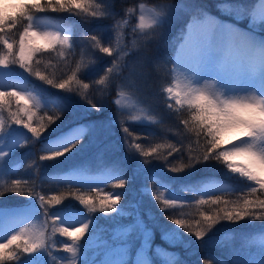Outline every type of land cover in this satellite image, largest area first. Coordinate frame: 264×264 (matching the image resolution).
<instances>
[{
	"label": "snow or ice",
	"instance_id": "6c2138e0",
	"mask_svg": "<svg viewBox=\"0 0 264 264\" xmlns=\"http://www.w3.org/2000/svg\"><path fill=\"white\" fill-rule=\"evenodd\" d=\"M111 2L112 0H102L105 9ZM257 3L258 8L255 5L249 8L243 4H233L230 0H224L217 4L219 11L232 16L235 20L247 19L246 29L222 22L203 9L198 10L197 15L193 16L192 22L187 25V30H181V42L175 50V56L168 58L173 64L171 69L172 86L163 90L168 94L169 101H174L176 105H188L191 110L193 130L198 138L202 137L205 141L203 159L190 156L188 163L182 167L192 168L197 164L212 160L222 162L231 174L237 175L245 181L244 186L249 189L250 194L257 193V187L251 186L253 183L264 191V177L258 175L256 171L257 167L264 168V35H259L264 32V0H257ZM49 8L56 12L63 11L70 14H76L78 11L95 18H104L108 15L107 10H101V4L93 3L92 0H46V3L43 4L35 2L14 5L11 9L0 8V33L4 32L6 27L11 29L22 18L27 21V26L20 33L18 52L15 50L14 44L9 43L5 35L0 34V42L7 49V54H0V77L4 75L5 70L11 71V65L18 64L21 69L34 74L48 85L71 92L70 84L80 83L76 79L79 66L72 71V75L59 83L41 75L38 71L32 73L31 67L34 55L40 53L42 49L56 52L59 48L58 55L67 58L71 51L68 35H61L59 31L33 32L32 36L40 35L43 40L37 42L38 46L27 49L25 47L24 41L25 37L29 35V29L38 26L36 23L37 14L46 12ZM143 10L144 6L141 5V13ZM132 11V9H128L129 13ZM171 15L172 11L168 6L162 7L160 11L152 10L147 20L145 15L141 14L139 23L133 28V31L151 29L170 19ZM86 39L91 43L92 48L113 57L112 64L116 67L109 68L107 71L109 74L118 73L119 61L127 53L120 51L119 45L115 49L102 46V40L96 35L86 37ZM95 84L110 86V76H101ZM2 87L4 85L0 83V88ZM82 87L89 89V84L84 83ZM32 100L31 93L26 98L21 91H0V142L4 141L7 134H10L12 124H14L22 126L23 129H27L28 133H31V137L25 135L26 142L37 143L67 110V105L61 104L57 114L48 116L46 121L36 122L33 111L36 105L32 103ZM21 101L23 102L21 103ZM116 103L119 105V100ZM88 104L96 111L101 110L100 105L91 99L88 100ZM168 106L172 107L171 104ZM4 111H7V117L3 115ZM6 120L10 121L7 128L5 127ZM183 123L187 124L188 122L184 121ZM94 126L77 125L66 133L43 141L41 148L48 154L39 156V160H34L32 166L38 169L45 161H54L69 154L81 143L87 131ZM122 131L125 133V140H127L129 129L125 127ZM226 131L236 132L238 135L234 140L229 141L227 146H223L222 139ZM8 147V153L0 147V160L5 159L16 145L12 144ZM133 147L137 151L141 149L139 143ZM157 153L158 148H153L151 152H143L142 155L148 157ZM237 155L245 156V162L234 164L233 158ZM179 170L182 169H171V171ZM125 183V179H119L114 187L122 188ZM0 188L3 189L0 191V196L4 192H14L21 196L27 195L29 198L38 195L20 179H13L10 184L0 183ZM73 196L74 194L70 193L67 197L53 195L46 199L45 196L38 195L39 209L30 200L31 210L37 214V218L42 212L46 218L45 222L40 228L31 230L21 228L19 233L7 238L6 243L0 244V264L5 261H15L16 264H60L61 258L55 256L49 248L47 244L49 236L43 230L48 218L53 224L52 232L59 233L60 236L70 240V242H62V250L71 254L67 259V264H77L81 248L80 242L82 238H86V234L95 221L88 217V223H80L79 227H73V224L78 221L65 216L63 208L53 211L54 206L62 205L66 199ZM74 199L83 205L88 213L100 212L105 215L118 213L122 216H131V213H124L120 208L119 202L122 199V193L105 194L98 200L91 197L85 198L82 195L74 196ZM155 199L161 202L162 212H166L169 207L176 204L175 198L162 199L157 195ZM221 203L224 204L223 208H219ZM197 204L216 205L217 208L212 213H201L202 220L186 222L176 219L174 223L179 226L178 228L164 226L163 238L170 245L190 247V242L184 241L181 229L194 235L197 242L202 244L206 235L221 221L235 224L247 218L249 221L264 222V199L259 196L256 199H243L242 202L221 201L219 197L209 196L207 200L197 201ZM57 224H67L68 226L57 228L55 227ZM134 227L141 230L144 244L150 245L151 231L144 224L143 219H136L134 224L128 225L126 231H131ZM261 239L264 241V237ZM21 240L22 244L18 242ZM13 244H15V250L10 249ZM162 251L157 247V255ZM23 254H26L27 259L23 258ZM165 258L167 264H181L176 253H168ZM136 264H150V261L147 256H144L142 259H138ZM201 264H215V260L206 256L202 259ZM220 264H225V262L221 261ZM252 264H256V262H252ZM259 264H264V259H261Z\"/></svg>",
	"mask_w": 264,
	"mask_h": 264
},
{
	"label": "trees",
	"instance_id": "16d2710c",
	"mask_svg": "<svg viewBox=\"0 0 264 264\" xmlns=\"http://www.w3.org/2000/svg\"><path fill=\"white\" fill-rule=\"evenodd\" d=\"M130 1L131 0H114L109 4L108 8L105 9L104 4L100 3L101 0H92L93 3H99L102 5L101 10H107L108 15L104 18L86 16L78 11L76 14H70L63 11L56 12L50 8L47 9V12L55 15L56 17L65 19L64 21L70 23L71 26H74L75 21H85L90 24L95 22V25L103 26L112 23L114 19L120 15V13H123L124 9L122 6L129 4ZM147 1L160 2L163 0ZM186 1L191 4L192 8L191 12H188L185 16V19H188L193 15H197V11L200 9H203L205 12H211L222 17H226L224 13L217 9V4L224 2V0ZM35 2L43 4L46 3V0H41V2L40 0H30L28 2H21V4H30ZM230 2L233 4H243L250 8L252 7L254 0H230ZM25 21L26 19L22 18L17 21L11 29H7L6 27L5 31L0 33L5 35V37H9L10 43L14 44V48L17 52L19 49L20 31H23L24 27H26L27 21L26 23ZM179 26L178 32L183 29V23H180ZM71 32V39L69 40L71 51L68 53L67 58H61L57 54L60 51L59 48H57L56 52H52L48 49H42L40 53L34 55L31 67L33 73L38 71L41 75H44L49 79H54L56 83H59L66 80L68 76L72 75V71L77 69L79 66V72L76 79L80 81L78 85L79 89H81V96L74 95L75 92H62L63 94L56 93L57 96L60 97L59 99L61 102H63L64 105H67V110L64 111L55 124L45 134H43L42 140L37 143L26 142L25 135L31 137V133H28L27 129H23L22 126L12 124L11 130H17L18 133L23 136V141L10 154V157H14L16 166L6 171V179L3 183L10 184L13 179H20L28 188L34 190V192L38 195L45 196L46 199L53 195H64L67 197L70 193H72L74 196L82 195L85 198L91 197L98 200L105 194L111 195V193L106 192L107 190L122 193V199L119 202L120 208H123L122 211L124 213H131V216H122L118 213L109 215H105L100 212L88 213L87 209L74 199V196L66 199L62 205L54 206L53 211L61 208L64 210L76 208L80 210L86 219L91 217L95 223L89 230V235H95L98 228L102 226H113L115 224H117V227L124 225L128 226L130 225L131 220L135 221L138 218H142L144 224L150 228L152 235L151 243L147 248L148 251L151 253L155 248L159 247L168 253H176L178 254L181 264H201L202 259L206 256L213 258L215 260V264H220L221 261L225 262V264L257 263L261 253H264V241L257 239V236L254 235L255 231L260 229L262 230L264 228V222L259 220L249 221L246 218L235 224L228 221H221L218 224L221 225L224 223L225 226H219L214 230H211L204 238L202 244L197 242L194 235H191L181 229L180 232L184 241L190 242V247L188 248H185L182 245H170L163 238V228L161 229L159 226L166 225L178 228L179 226L174 223L176 219L184 220L186 222H194L196 220H202L201 213H212L213 210L217 208L216 205L197 204V201L207 200L209 196L219 197L221 201L229 202H242L243 199H256L257 196L264 199V191L260 190L259 186L252 184V187H257V193L250 194L249 189L244 186L245 181L237 175L231 174L226 165L222 162L212 160L197 164L192 168L182 167L188 163L190 156L198 157L200 160L203 159L202 153L204 151L205 141L202 137L198 138L196 132L193 130L191 110L189 107L183 106L175 108L173 105L172 107H169L168 101L163 98L164 95L162 89L167 84L170 77V73L168 71L171 62L168 59H156L154 63L148 66L146 82L143 87L144 91L141 94L144 98L149 100L151 106L154 107L158 113V119L156 122L157 133H148L145 138H142V136H140V132L138 131L139 136H133L127 140H125V136L121 131H117L113 135L115 137V141L119 144L118 151L123 154L125 153L129 158L128 166L130 165L131 170L135 167H142V170L155 168L153 169L156 171L154 175H146L144 177L145 180H143L140 175L136 177L134 174H131L132 172L131 170H128V168V171H125L117 178L107 181L103 184V186L94 187L72 181L68 176L66 177L62 174L53 173L50 170L52 166H56L57 164H62V166H64L70 162L73 164L75 161L80 160L89 154L91 146L89 145L88 131L84 135L81 143L77 145V147H75L69 154L54 161H45L38 169L32 166L34 160H39V156L48 154L41 148L43 141L52 139L61 133H66L75 125L80 124L81 117H79V115H82L89 120H104L108 123L111 122L110 124L114 123V116L117 115V105L115 101V96L117 94L116 89L118 88L116 84L117 79H112L110 74H107L111 79L110 86L105 85L103 87L95 84L101 76H105L103 69H98V65L100 66L104 62L101 60V56L99 54L92 52L90 59L92 58V62H96V65H92L91 72H86V70H84L85 63L79 65L81 57L79 47L82 46V38L79 35V32H76L74 28L71 29ZM178 37L179 35L176 36V39ZM176 39H164L162 36L157 39L158 44L154 49L161 52L157 55L161 56L164 51L170 54ZM24 43H26L28 47L38 46L37 41L27 38V36L25 37ZM0 54H7V49L4 48L2 42H0ZM50 55H54L55 59H57L55 60V62H57L55 63L56 65L52 63V60H47L50 58ZM86 55L85 57L87 58ZM163 60L166 62H164L162 67L159 68L161 69L159 74L155 63L159 61L157 64H160ZM12 66L15 67L19 76L25 81L27 86L32 88L34 91L40 94H42L44 90L58 92L59 89L55 88L53 85H48L45 81H41L34 74H30L24 69H21L18 64ZM84 83L89 84V89H83L82 84ZM72 85H75V83L73 82L70 84V86ZM89 99L100 105L101 110L96 111L95 109H92L90 105L87 106L84 104V100L88 102ZM22 102L23 101H21V103ZM103 102H106V104ZM13 104H15V101H13ZM59 105L61 104L34 107V120L36 122H40L41 120L46 121L48 116L57 114ZM84 112L86 113L83 114ZM3 115L7 117V111H4ZM184 121H187L188 123L185 124L183 123ZM9 123L10 121L6 120V128L9 126ZM166 132L170 133V135L166 134ZM137 143L140 144L141 149L136 153L132 149H134L133 145ZM153 148H158L157 154L149 155L148 157L142 155L143 152H151V149ZM147 163H151V166ZM172 168L182 170L171 171ZM208 177L224 180L230 184V188H228V190H215L202 195L199 193L198 189L200 188V184L203 180ZM119 179L126 180V183L122 188L114 187V185L118 183ZM159 181H162V184L165 183L169 188L173 189L178 196L176 204L169 207L166 212L161 211L162 204L155 199V196H160L157 192ZM0 191H3V189L0 188ZM38 195L29 198L27 195L21 196L14 192H4V194L0 196V206L30 203L31 200V202L35 204L36 208L39 209L40 205ZM142 196L150 198L151 205L148 207V212L142 206L140 207L139 202H141L140 200H142ZM162 199L168 198L162 197ZM223 207L224 204L221 203L219 208ZM169 217H171V219H169ZM44 219L46 218L44 217ZM48 220L49 218L46 223V234L49 236L47 242H51V244L57 248L56 252L60 254L62 245H59V242L61 239H59L56 234H52ZM212 235L214 239L211 238ZM217 235L218 237L216 239ZM234 235L236 236L233 237ZM237 235H244L243 239L241 240ZM83 239L85 238H82V240ZM18 242L21 244L23 243L22 240ZM261 248H263V250L258 251ZM10 249L15 250V244L11 245ZM165 257V255L161 257L154 255V260L157 259L161 264H167V259ZM60 258V264H65L64 256L61 255ZM15 263V261L3 262V264Z\"/></svg>",
	"mask_w": 264,
	"mask_h": 264
},
{
	"label": "rangeland",
	"instance_id": "374dc122",
	"mask_svg": "<svg viewBox=\"0 0 264 264\" xmlns=\"http://www.w3.org/2000/svg\"><path fill=\"white\" fill-rule=\"evenodd\" d=\"M22 1L28 2L30 0H0V8L11 9V7L14 5H20ZM113 1L114 0H112V2ZM100 3H102V0ZM256 3L257 0L255 1V6ZM141 5L144 6L143 13H141L140 11ZM164 6H168L172 11L170 19L156 26H153V28L151 29H145L143 31L136 29L135 32L133 31V28L139 23V16L141 14L145 15V19L147 20L152 10L160 11ZM122 7L124 9L123 13H120V15L117 16L112 23L103 26L95 25V22H92L90 24L86 23L85 21H75L74 26H71V24L65 22V19L63 18L56 17L55 15H52L47 11L40 12L36 17V23L38 26L29 29V35L27 36V38H31L32 40L39 42L43 40V37L40 35L32 36L31 33L59 31L61 35H68L70 40L72 33L71 29L74 28L76 32H79V35L82 38L81 42H83L81 43L82 46L79 47V50L81 51L79 65L85 63L84 70H86V72L88 73L92 71V65H96V62H92V58L90 59V55L92 52L101 56V60L104 63H102L100 66L98 65V69H103L105 75L109 74L107 71L109 68H115L116 66L112 64V56L101 53L98 49L92 48L91 43L86 39V37L96 35L99 39L102 40V46H108L115 49L119 45L120 51L127 53L126 55L122 56L121 61H119V72L110 74L112 79H117L116 84L120 85V87L116 89L117 94L115 96V101L119 100L120 103L119 105H117L116 103L117 115L114 116V123L110 124L111 122L108 123L104 120H89L82 115H79V117H81V121L78 125H95L88 130V140L89 145L91 146L89 154L84 156L82 159L75 161L73 164H71L72 162L64 166H62V164H57L58 166H52L50 169L53 173L62 174L66 177L68 176L72 181L85 184L87 186H103V184H105L107 181L119 177L125 171L131 170L130 165L128 166L129 158L127 157V155L118 151L119 144L115 141V137L113 136L115 132L121 131L125 136V133L122 131V129L125 127L128 128L129 132L127 134V139L133 136H139L138 131L140 132V136H142V138H145L148 133H157L156 122L158 119V113L154 109V107L151 106L149 100L141 95L144 91L143 87L146 82L148 66L154 63L156 59L167 60L169 57H174V54H171L170 56V54L165 51L163 52V54H161V56L157 55L161 53L154 49L158 44L157 39H159L161 36L164 39L171 38L173 40L176 39V36L178 35L180 37L181 31L178 32L180 23H183V30H185L187 28V25L192 22L193 16H195L193 15L190 18L185 19V16L188 14V12H191L192 8L191 4L186 0H163L160 2H149L147 0H131L129 4H126ZM128 9H132L133 11L129 13ZM207 13L213 17H217L218 20L225 23L231 24V22L233 21L237 22V20H235L232 16L225 13L224 14L226 18H223L218 14L213 15V13L211 12ZM243 21L245 22L244 24L247 27L248 20L244 19ZM118 24L119 27H117ZM235 25L237 27H242L238 23H236ZM6 38L10 43L9 37ZM180 40L181 39H179V41L177 42L174 50H176V47ZM25 47L26 49L28 48V45L26 43ZM117 54L119 55V53ZM85 55L87 56V58L85 57ZM60 57L63 58V56ZM47 60H52L53 64L57 63L55 62V60L57 59H55L54 55H50V58H48ZM164 60L160 64H157L159 61L155 63L159 74L161 72V69L159 68H161L162 64L166 62ZM172 67L173 64L170 65L168 71L171 75L169 77V82H167V84L162 89L164 95L163 98L168 101V105L171 104L175 108L188 106L187 104L176 105L174 101H169L167 99L168 94L163 91L172 80ZM10 68L11 71L5 70L4 75L0 77V83L4 85V87L0 88V91H21L25 94L26 98L27 95L31 93L33 97L32 103L36 105L35 107L63 104L57 94H63L62 92H69L67 89H59L58 92L44 90L43 93L40 94L27 86L25 81L19 76V73L16 71L14 66L11 65ZM99 86L104 87L105 85ZM70 87L72 88V91L69 93L75 92L74 95L81 96V89H79L78 84L75 83V85H72ZM103 103L106 104V102ZM84 104H86L87 106L89 105L86 100H84ZM85 113L86 112H84L83 114ZM76 126L77 125H75L74 127ZM231 132L232 131H226L224 133L222 139L223 146H226L225 140L227 139L228 134ZM166 134L170 135V133L167 132ZM236 135H238V133H236ZM22 141L23 136L19 134L17 130L12 129L10 134H7L5 136L4 141L0 142V147H2L3 150L8 153V145L15 144L16 147H18L22 143ZM15 148L10 151V154L12 151H14ZM132 150L136 153L138 152L135 148ZM10 154L7 155L5 159L0 160V164H2V167H0V183H3L6 179V171L16 166L14 157H10ZM147 164L151 166V163ZM142 169V167H135L131 170V174H134L136 177L140 175L141 178L145 180L144 177L146 175L149 176V174L154 175L156 173V171L153 170L155 168H149L148 170ZM262 177L264 176L262 175ZM162 183V181H159L158 183V194H160V196L163 198L177 199L178 196L175 191L169 188L165 183ZM228 188H230V184L228 182L218 178L208 177L207 179L203 180L198 190L200 194L205 195L215 190H228ZM106 192L112 194L114 191L107 190ZM140 201V207L142 206L148 212V207L149 205H151L150 198H148L147 196H142V200ZM29 205L30 203H21L19 205L13 204L0 206V237H4L0 238L1 244L6 243L7 238H10L12 235H16L17 233H19L21 228L30 230L36 229L40 228L41 225L45 222L42 212L39 215V218H37V214L31 210ZM64 214L65 216L70 217L72 220L78 221L77 223L73 224V227H79L80 223L89 222V220L86 219L80 212V210L76 208L67 209L64 211ZM48 222L50 224V231L52 232L53 224L50 218ZM134 222V220H131L130 224H134ZM66 226L68 225H55V227L57 228ZM164 226L166 225H162L159 227L162 229L164 228ZM219 226H225V224H217L212 230ZM167 227L173 228L171 226ZM46 228V226L43 228L45 232ZM127 228V225L117 227V224H115L113 226H102L98 228V231L95 235H89L90 233H87V237L80 242L81 248L79 250L77 264H136V261L138 259H142L144 256L148 257L150 264H161L157 259L154 260V255L158 257L165 255L167 257L168 252L162 249L163 251L159 255H157V248H155L153 252L150 253L147 249L149 245L146 246L144 244V237L141 233V230L138 227H134L131 231H126ZM52 234H56L59 239H61L59 245H62V242L64 241L70 242L68 238L60 236L59 233L52 232ZM244 235L237 236L242 240ZM254 235L257 236V239H261V237H264V228L262 230L260 229L258 231H255ZM235 236L236 235H234L233 237ZM217 237L218 235L216 236V239ZM211 238H213V235L211 236ZM47 244L55 256L60 258V256L63 255L65 258L64 263L67 264V259L71 254L66 253L62 249H60V255L56 252L57 248L53 246L51 242H47ZM261 250H263V248L259 249L258 251ZM23 258L27 259L26 254H23ZM261 259H264V253H261L259 261ZM259 261L256 264H259Z\"/></svg>",
	"mask_w": 264,
	"mask_h": 264
},
{
	"label": "bare ground",
	"instance_id": "6f19581e",
	"mask_svg": "<svg viewBox=\"0 0 264 264\" xmlns=\"http://www.w3.org/2000/svg\"><path fill=\"white\" fill-rule=\"evenodd\" d=\"M257 6H258V3H257ZM215 18H217V17H215ZM186 30H187V28H186ZM186 30H185V31H186ZM169 86H172V80H171V82L169 83ZM167 96H168V95H167ZM236 136H237V135H236L235 132H231V133H229L227 139L225 140L226 146L228 145V142L234 140ZM245 160H246V157H245V156H242V155H237V156H235V157L233 158V162H234V164H236V163H243V162H245ZM256 171H257V174H258V175H260V176L263 175V176H264V168H259V167H257Z\"/></svg>",
	"mask_w": 264,
	"mask_h": 264
},
{
	"label": "water",
	"instance_id": "95a60500",
	"mask_svg": "<svg viewBox=\"0 0 264 264\" xmlns=\"http://www.w3.org/2000/svg\"><path fill=\"white\" fill-rule=\"evenodd\" d=\"M64 214V213H63Z\"/></svg>",
	"mask_w": 264,
	"mask_h": 264
}]
</instances>
